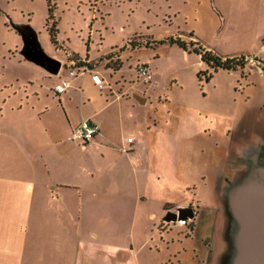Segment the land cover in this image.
<instances>
[{
  "label": "rangeland",
  "instance_id": "374dc122",
  "mask_svg": "<svg viewBox=\"0 0 264 264\" xmlns=\"http://www.w3.org/2000/svg\"><path fill=\"white\" fill-rule=\"evenodd\" d=\"M10 19L36 30L45 52L62 62L57 74L18 54L22 41ZM53 22L56 42L48 28ZM177 37L186 42L187 50L170 42ZM195 41L223 57L244 55L249 61L242 70L217 69L208 80L204 74L200 79V71L211 69L194 51ZM103 54L107 55L98 59ZM85 57L98 66L104 81L100 89L92 81L93 74L85 72L79 77L85 93L97 107L113 101L107 111L116 120L112 128L115 139L139 136L146 148V172L150 173L145 181L144 172L117 151L108 172L85 179L91 187L119 193L121 200L125 197L128 207L120 233L133 244L132 248L120 247L125 252L101 242L87 244L86 250L98 254L99 264H163L164 254H169L168 242L183 238L184 232L179 231L180 225L163 220L168 210H162V204L185 198L199 201L207 216H215L214 231L209 228L198 238H212L211 247L209 243L200 246V254L207 256L208 248L217 250L209 263L218 264L219 243L230 231L221 215L222 188L228 178L234 183L248 169L246 161L253 164L245 152L249 156L264 146V0H0V111L5 114L4 122L28 124L30 141L50 161L61 154L51 149L54 138L43 130L46 124L37 109L49 107V114L55 112V83L72 78L70 70L79 69L77 58ZM143 63L153 71L148 83L136 71ZM110 67L121 68L111 71ZM131 85L137 91L147 90L146 105L134 103ZM24 90L34 106V119L30 104L23 115L9 112L25 98ZM117 94L120 99H115ZM5 140L0 133V172L12 170L16 164L24 169L36 166L25 146L18 149L20 161L8 160L5 153L10 147ZM53 165V170H78L71 164V168ZM160 235L167 238L164 245ZM159 247L165 250L160 253ZM75 260L72 254L63 263L74 264ZM33 261L27 258L28 264ZM175 262L169 256L166 263ZM86 264L95 263L89 259Z\"/></svg>",
  "mask_w": 264,
  "mask_h": 264
},
{
  "label": "crops",
  "instance_id": "0c3cea01",
  "mask_svg": "<svg viewBox=\"0 0 264 264\" xmlns=\"http://www.w3.org/2000/svg\"><path fill=\"white\" fill-rule=\"evenodd\" d=\"M185 54L187 55V51ZM104 55L107 54L100 55L98 59ZM77 60L79 61L75 64L76 67L79 68L82 62H87L91 68L90 72L99 77L98 66L94 67L91 59L85 57ZM143 64L150 67L148 63ZM110 68L111 71H117L121 67ZM84 74L76 73L75 76L69 74L72 77L68 80L69 86L61 93L55 92L57 97L54 101L58 105L53 114H49L51 113L49 107L45 110L37 109L36 114L39 118L44 117L47 125H42L43 130L50 131L54 138L51 149L61 154V157L59 155L54 161H50L45 153L30 141L28 124L22 121L4 122L5 114L3 109L0 111V133L10 147L5 153L6 158L10 161H20L18 149L21 147L23 150L22 146H25L28 154L35 157L36 164L30 169H24L16 164L13 166L14 169L0 172V264H28L27 258L34 259L33 264H65L64 260L70 258L72 254L76 256L74 264H86L89 259L99 264L98 254L94 250L87 251L89 248L87 244L101 242L117 252H125L120 247L133 246L131 238H121L120 233L128 207V204H125L127 202L125 197L121 200L122 196L119 193L91 187L87 185L85 179H88L89 175L96 177L101 172H108L115 162L114 157L118 151L127 162L134 163L136 170L144 172L143 179L147 181L150 173L146 172V148L139 136L135 138L131 135L124 137L121 135L120 139H115L112 128L116 120L107 111L113 101H107L97 107L90 99V95L85 93L84 81L79 79ZM92 81L94 83L93 77ZM58 83L60 82L57 81L55 85ZM107 85L111 95L114 94L111 84ZM130 87L133 90L134 103L146 105L147 90L137 91L133 85ZM24 93L25 98H20L18 107L10 108V114L16 111L18 116L23 115L22 112L27 105H31L27 90H24ZM120 96L117 94L115 99ZM31 108H33L31 117L34 119V106L31 105ZM83 120L90 121L96 127L94 137L85 146L79 141L69 139L72 131ZM128 137H132L133 141L128 142ZM245 153L248 155V151ZM53 163L65 164L69 168L71 164L78 166V170H53L56 166ZM231 184L226 182L221 191L222 218L224 196ZM176 193L181 195L180 192ZM174 200L176 199L162 204V210L163 208L165 211L172 210L175 206H186L190 202L199 204V201L194 199L182 198L176 202ZM166 239L160 235L161 245H164ZM224 240L219 243L220 248ZM208 243L212 244V238H171L167 247L169 254L166 256L164 254L163 264H210L209 260L212 257L210 255L203 257L200 254V246ZM96 247L103 248L101 245ZM225 248L220 251V256ZM163 249L164 247H159L160 253ZM185 255L190 257L185 259ZM169 256L174 257L176 262L166 263Z\"/></svg>",
  "mask_w": 264,
  "mask_h": 264
},
{
  "label": "water",
  "instance_id": "95a60500",
  "mask_svg": "<svg viewBox=\"0 0 264 264\" xmlns=\"http://www.w3.org/2000/svg\"><path fill=\"white\" fill-rule=\"evenodd\" d=\"M20 35L18 54L50 74H57L62 62L45 52L38 33L28 23L9 20ZM224 217L229 227L227 247L218 264H264V164H252L227 189L223 201ZM194 216L190 206L168 210L166 222L186 221Z\"/></svg>",
  "mask_w": 264,
  "mask_h": 264
},
{
  "label": "flooded vegetation",
  "instance_id": "af4514ba",
  "mask_svg": "<svg viewBox=\"0 0 264 264\" xmlns=\"http://www.w3.org/2000/svg\"><path fill=\"white\" fill-rule=\"evenodd\" d=\"M247 157L252 158L253 164H258V165L264 164V146L258 147L255 154H249V156L247 155ZM244 164H245V168L250 166L249 164H247V161ZM240 172H238V174ZM227 183L228 184L232 183L231 181H229V178L227 180ZM186 206H190L194 209V216L192 218H188L186 221H183V222H181V221L172 222L171 221L173 223V226L180 225L182 227V229H180L179 231L184 232L183 238H198L199 234L202 235V234L206 233V231L209 228L212 232L214 231V227H215V223H213L214 218L211 216H207L205 214L204 210H202L200 208L199 204H194V203L190 202ZM176 207L177 206L172 208V211H175ZM201 238H204V237L201 236ZM227 240H228V238H226L224 240V243L222 245V249L224 247H226ZM211 245L212 244H209V247H211ZM205 253H206V255H211L213 253L214 254L217 253V250L212 249V248H208V249H206Z\"/></svg>",
  "mask_w": 264,
  "mask_h": 264
},
{
  "label": "trees",
  "instance_id": "16d2710c",
  "mask_svg": "<svg viewBox=\"0 0 264 264\" xmlns=\"http://www.w3.org/2000/svg\"><path fill=\"white\" fill-rule=\"evenodd\" d=\"M49 11H51V7H49ZM48 18L49 19L51 18V14H49ZM48 28L52 40L56 42V33H57L56 22L48 24ZM170 42L177 44L178 46L182 47L184 50H187L186 42L178 37L175 39L171 38ZM193 45H194V51L200 56L201 61L206 63L209 69H211L210 71H205V72L200 71L198 73L199 77L204 74L206 80L211 78L212 71H216L217 69L242 70L245 67V64L249 61V59H247L244 55L223 57L211 50L204 48L202 45L199 44L198 41L193 42ZM114 69H118V68H114Z\"/></svg>",
  "mask_w": 264,
  "mask_h": 264
},
{
  "label": "built area",
  "instance_id": "2783aa9c",
  "mask_svg": "<svg viewBox=\"0 0 264 264\" xmlns=\"http://www.w3.org/2000/svg\"><path fill=\"white\" fill-rule=\"evenodd\" d=\"M79 60H76L75 64L78 63ZM83 61V60H82ZM87 71H91V68H89L87 62H82L81 66H79V69L77 71L70 70L69 74L71 76H75L76 73L84 74ZM136 71L138 74V77L142 79L145 83L150 82L153 79V72L151 71L150 67L147 64H139L136 67ZM94 83L99 87L103 88L104 83L103 81L97 76L93 75ZM69 86V82L66 79H62L60 83L55 85L54 90L57 93L63 92L67 87ZM96 132V127L90 123L88 120H83L71 133L69 136V139L74 141H79L83 146L92 138L94 137ZM128 142H132L133 138L128 137Z\"/></svg>",
  "mask_w": 264,
  "mask_h": 264
}]
</instances>
